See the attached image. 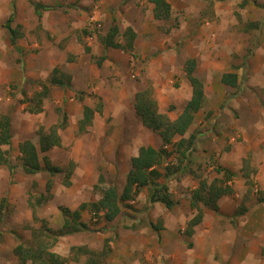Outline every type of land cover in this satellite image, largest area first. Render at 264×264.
Segmentation results:
<instances>
[{"label": "rangeland", "instance_id": "rangeland-1", "mask_svg": "<svg viewBox=\"0 0 264 264\" xmlns=\"http://www.w3.org/2000/svg\"><path fill=\"white\" fill-rule=\"evenodd\" d=\"M73 1L25 0L23 4H18L10 27L20 36L12 42L5 28L12 0H0V117L9 118L11 133L10 146H3L1 149L7 151L9 162L14 166L12 174L7 167H0V205L2 204L4 211L0 223V264H18L14 248L20 243V239L30 241L33 231L39 229L42 222L51 231L59 230L64 221L61 208L73 211L82 203L96 201L100 197V191L97 189L99 177H103L106 184H115L121 193L131 158L137 155L139 148L161 147L160 137L141 124L134 110L135 92L143 88H153L154 90H151L159 112L166 114L170 119L180 114L182 105L186 104L192 92V87L184 76L183 65L185 59L191 57V53L197 51L198 47L200 52H203L200 46L193 47L194 42L186 37L192 29L188 18L197 15V12L189 16L183 15L179 22L154 20L146 22V25L143 24L144 19L150 14H144L142 22L130 19L134 16L131 3L125 8L124 4L114 6L111 3L103 6L108 0H86V5L80 8L76 5L79 0L76 3ZM170 1L174 5L180 4L176 0ZM248 1L250 10L247 12L253 17V13L255 15L258 9L262 16L264 0ZM32 3L49 7L40 11V19L36 16ZM144 4L142 8L137 7L138 10L145 11L147 7ZM257 4L263 5V8ZM103 8L111 14L113 10L122 11L124 22L132 21L139 35L154 29L155 32H152L156 37L152 38L153 41L164 43L166 46L164 54L155 52V61H158L159 56H163L170 76L164 77L159 71H149L148 58L142 51L145 39L136 41L133 50L130 49L132 52L129 53L103 50L98 38L106 35L116 25L108 20L109 16L103 15ZM93 13L98 22L88 26V20ZM259 13L257 11V17ZM81 14L85 15L84 19ZM238 14L231 13L235 19L233 23L236 37L237 32L243 31L246 25L239 21L242 18ZM203 22L197 23L198 26ZM125 23L118 25L120 32L115 38L123 45L125 40L122 32L126 28ZM173 25L177 27L173 28ZM181 34L185 37H181ZM167 39L171 40L166 41ZM169 43L173 45H168ZM205 46L206 49L207 45ZM221 49L228 47L223 46ZM155 50L158 51L156 48ZM220 52L216 53V60ZM207 54L208 52L201 55ZM101 56H105V60L103 65L97 67L96 60ZM204 63L206 62H200L199 65L203 67ZM53 68H58L70 76L71 89L52 87L49 97L43 98L38 105L34 95L41 91L39 86L42 82L49 84ZM196 74L203 84L206 83L203 73L197 71ZM202 89L205 93L204 106L196 114L183 137L192 140V152L189 159L183 162L186 166L185 172L175 173L172 168L173 174L165 180L173 202L172 208L166 209L161 203H151L147 188H141L138 195L127 203V207L123 206L120 215L112 222H105L101 215L95 216L90 209L80 211V221L86 224L87 231L61 236L53 243L51 249L65 260L64 264H85L90 258L100 260L101 264H157V257L163 253L158 249L159 245L156 246L160 240L153 233V226L163 228L164 223L171 226L176 223L174 228L183 235L178 243L179 247L182 250L192 249L188 246H191L189 244H192L191 237H194V234L186 237L185 233L187 224L194 215L190 216L186 211L185 224H182L179 218L183 207L190 203L193 193L200 188L201 181L223 186V183L218 181L222 180V175L216 170L224 166L222 162L227 153V143L233 136V132L229 130L233 129L230 124L235 119L232 114L223 112L224 108L219 110L214 101L215 87H207L204 84ZM99 104L102 106V114H96L87 133L78 135L76 125L82 118V108H97ZM32 106H37L42 111L32 114L28 111ZM58 109L67 116L66 128L60 134L61 147L49 151L45 156L52 165L63 171H66V168L72 169L69 186L64 184L62 172L52 175L42 171L35 175H25L20 167L19 144L29 140L37 145L39 129L48 132L58 123ZM221 132L228 134L220 142L217 136L221 135ZM180 138L177 136L172 140L177 142ZM214 141L217 144L212 148ZM184 148L186 145L182 150ZM41 156L39 155L40 158ZM176 158L175 154L168 157L159 170L164 173L165 166L177 165L180 159ZM157 182L164 183V179L159 178ZM236 185L232 184L235 189ZM235 195L237 197H233L236 202L241 201L242 194ZM261 196L254 191L248 208L252 209L251 211L257 208L258 213L264 214V201H257L259 198L264 200V191ZM200 205L201 211L204 209L207 214L201 216L199 237L204 236L202 229H209L214 220L215 224L221 223L225 231L230 228H224L229 226L228 224L238 231L239 227L234 223L238 221V217L230 220L223 215H216L209 208L210 202L208 206L198 204ZM241 208L245 207H239V210ZM249 209L247 210L250 212ZM193 213L197 214V210ZM261 221L260 233L264 234V217ZM182 228L184 230L180 233ZM254 234L259 233L257 231ZM50 238L52 242V235ZM207 255L210 256L211 252ZM259 255L263 257L264 251Z\"/></svg>", "mask_w": 264, "mask_h": 264}, {"label": "crops", "instance_id": "crops-1", "mask_svg": "<svg viewBox=\"0 0 264 264\" xmlns=\"http://www.w3.org/2000/svg\"><path fill=\"white\" fill-rule=\"evenodd\" d=\"M76 1L77 0H74L73 3H76ZM85 1L86 0H79L77 1L76 5L82 8L86 5ZM176 1H178L177 3L180 4L174 5L170 0H167L168 4L170 5V15L166 22H179V19L182 18L183 15L189 16L194 12H197V15H192L191 18H188L189 22H191L192 29L190 30V34L186 37L194 42L193 47H195V45H198L201 47L204 53L208 52L207 55H201L204 53L200 52V48L198 47L197 51L191 53V57L186 58L183 65L184 76L186 77L184 72L185 63L188 60H193L195 62L193 76L201 84V87L204 88V84L207 87H215L216 89L214 94V101L218 105L219 110L221 111L220 108H224L223 112H226L227 115L232 114L233 116H235V119H233L232 123L230 124L233 126V129H229L233 132V136L230 137V140L227 143V153L225 154L224 162H222L224 166H222V169L219 168V172L216 171L218 174L222 175L221 179H223V177L226 176L224 171L227 170V172L230 173L228 174L229 180H218L220 183H223V186H215V183H212L215 188H224L225 186H228V192L221 195L215 201L216 209H213L211 207L209 208H211L210 210L216 213V215H223L230 220H233L234 217H238V221L236 220V222L234 223L236 224L235 226L239 227L238 231H240H236L237 228L235 229V227L231 226L230 224H228L229 226H224V228L230 227L229 229H227V231H225V229L221 227V223L215 224L216 221L214 220V223L211 222L209 229H202V232H204V236L200 235L202 237H199L198 233L201 231V223L199 222L192 227L193 233L191 234V236L194 234V237L187 236V234L185 233L186 237L193 238V242L191 240L192 244H189L191 246H188L192 249L189 250L188 248H185L182 250L181 247H179L178 243L181 242L183 235H180L179 230L177 232V230L174 228L177 225L176 223H174L173 226L164 223L163 228H160L161 226L156 227V225H154L153 229L155 228V232L153 233L160 240V242L156 246L159 245L158 247L160 248L158 249H161V253H163V255L157 257V264L158 261L159 264H264V255L263 257L259 255L261 251H264V234L260 233L262 230L261 219L263 220L264 214L258 213L257 208L254 209V211H251L252 209L248 208V203L250 202L252 193L255 191L256 193H258V196H261L264 191V13L261 16V11L257 9V11L260 12L259 16L257 17L256 11V16L253 13L252 17V15L247 12V10H250V7H248V0ZM24 2L25 0H12L11 12L9 15L11 16L13 14L14 17V12L17 5L23 4ZM111 3L114 6L124 4L125 8L129 3H131V5L133 6L131 12L134 14V16L130 18L132 19V21L142 22L143 17H145L144 14H150V16H146L143 24H146V22L149 21H154L152 11L153 4L150 2V0H108L104 3L103 6L110 5ZM143 3H145L144 5H146L149 11H147V9H145V11H142L141 9L138 10L137 7L142 8ZM257 5L261 9L263 8V5ZM102 12L104 16H109V19L107 18L109 21H112L116 24L114 26L117 27L119 34L120 30L118 29V25L122 24V22L123 24L125 23L123 16L121 15L122 11H120L119 9H117L116 11L113 10L111 14L110 12L106 11L105 8H103ZM232 12L239 13L238 15H241L242 18V20L239 21H241V23H246L244 27L245 31L243 30L240 33L237 32V37L234 36V32L236 30L233 23L235 19L231 15ZM252 12L253 10H251L250 13ZM35 14L40 19L41 15L39 17L37 13ZM84 16V14H81L82 19H84ZM132 21L130 23H125L126 28L122 32V37L125 40L124 46H126L128 39L126 32L128 29H130L135 34V37L133 38L131 44L132 50L136 41H138L139 39L141 41L145 39V41L142 43V51L144 53V56L148 58V64L150 65L148 68L149 71H159L160 74L164 77L170 76L168 73V71L170 72L169 67H165L163 56H159L157 58L158 61H155V52L164 54L166 49L164 43L160 44L153 41L152 38L156 37V35H154L152 32L154 31V29L144 31L139 35L135 31L132 25ZM199 22H203V24L201 26H198L197 23ZM209 22H211V24ZM176 27V25H173V28ZM171 33H173V31H171ZM243 35L244 37L242 38ZM181 37L185 36L181 34ZM170 40L171 39H167L166 41ZM244 40L246 42H244ZM172 41H174L173 38ZM117 42L123 46L120 41L117 40ZM207 42L209 43L207 44ZM168 45L172 46L173 44L169 43ZM205 45H207L206 49ZM223 46H227L228 49L222 50L221 47ZM155 48L158 51H156ZM105 49L114 51L120 50L122 54L123 52L129 53L130 51L129 49L123 51L122 49L112 47L103 48V50ZM216 50L217 52H220L219 50H221V52L217 54V60ZM218 55L221 56L218 57ZM99 59H102V62H104L105 56H101ZM142 59H144V57H142ZM102 62L100 63V66L103 65ZM200 62L206 63H204L202 67L199 65ZM96 66L98 67L97 63ZM114 68H116V65ZM114 68L112 67V70H114ZM54 70H57L56 74H63L70 80V76L63 73L58 68H53L50 76L55 74L53 73ZM197 71L203 73L204 78H206L207 80L206 83L203 84V82L197 77ZM225 74L235 75V86H230L221 82V77ZM187 81L189 86L192 87L188 79ZM48 87L50 90L52 87L57 86ZM61 89L69 90L71 88L64 87ZM143 89H141V91ZM151 89L154 90L153 88ZM141 91L138 90L137 93ZM38 94L39 92L37 93V95ZM135 95L136 92L134 96ZM47 97H49V95ZM203 97L205 100V93H203ZM204 100L201 108L204 106ZM183 105L185 106L186 104ZM183 105L181 107L182 110L184 107ZM201 108L197 111V113L201 110ZM197 113H195L194 119ZM96 114H102V109L101 112H95L94 117H96ZM176 118L177 116L174 119L170 120H175ZM77 128L78 123L76 125V131ZM89 128L90 127L87 128V132L89 131ZM63 130H58L60 139V134ZM227 134L228 132H221V135L217 136V138H220L221 142L223 140V137ZM184 135L182 137H184ZM204 144L206 145V143ZM216 144L217 142L214 141L212 143V148ZM60 147H53L49 151L56 148L58 149ZM164 148L168 151L171 150L170 145H167ZM205 148L209 149L208 146H205ZM69 181L71 180L69 179ZM233 183L237 184L236 189L232 186ZM210 185L211 184L207 183V186ZM235 193L242 194L241 201L236 202L233 197L236 196ZM257 201L259 203H262L264 200L259 198V200ZM237 204L239 207L245 208H241V210H239V207L237 208ZM153 206L155 207V209L157 208L154 204ZM197 208H199L200 210L202 209L201 205L198 207H192L191 201L189 204L183 207L181 217L179 218L180 220H182V224H185L186 221V211L190 216H196L197 214H194L193 212H195ZM247 209H249L250 212ZM201 214L206 215V210L203 209L201 211ZM212 215L214 217H218L215 216V214ZM183 230L184 228L180 230V233ZM257 231L259 234H254ZM209 251L211 252L210 256L207 255Z\"/></svg>", "mask_w": 264, "mask_h": 264}, {"label": "trees", "instance_id": "trees-1", "mask_svg": "<svg viewBox=\"0 0 264 264\" xmlns=\"http://www.w3.org/2000/svg\"><path fill=\"white\" fill-rule=\"evenodd\" d=\"M153 4V19L155 21H164L168 19L170 15V5L167 0H150ZM35 13L40 17V11L47 10L49 7L44 6L41 3H32ZM13 20V14L9 16L6 21L5 28L10 34L11 41H15L20 36L14 29L10 27V23ZM118 34L117 27H112L106 35L100 36L99 43L103 48H118L126 51L131 49V44L135 34L128 29L127 44L122 46L115 39ZM131 51V50H130ZM102 59L96 60L98 66ZM195 69V62L188 60L185 63L184 72L192 86V93L190 100L183 107L182 112L177 116L175 120L163 113L159 112L157 102L153 97V91L149 88L144 91L136 93L134 97V110L139 117L141 124L156 133L161 140V147L158 149L151 146L140 147L135 157L131 158L130 168L126 174L125 183L121 190L118 192L115 184H106L103 177H99L100 197L96 201L90 203H82L73 211L66 208H61L63 211L64 221L62 226L57 231H51L42 222L41 227L36 231H33L31 239L22 240L14 248L13 252L17 258L18 264H64V259L51 251L53 243L64 235H70L87 231L85 223L80 221L81 213L86 209L92 210L97 216L101 215L105 222H112L117 216L120 215L123 206L127 207V203L138 195L141 188H147L149 200L151 203H161L166 209H170L173 206L172 199L168 193V187L165 184V180L173 174L172 168L175 173L180 174L185 172V163L189 159L192 149L191 139H184L182 136L185 134L189 126L192 124L194 115L201 108L204 97L203 89L198 80L193 76ZM57 70L53 73L56 74ZM53 74L49 80V84L41 83V91L34 97L37 99V104L40 105L43 98L49 95L48 86H57L60 88H71L70 80L65 75L55 76ZM221 82L230 86H235L236 77L233 74H225L221 77ZM81 98H79V101ZM102 106L99 104L97 108L84 106L82 111V118L78 121L77 133H86L87 128L91 127L95 112H101ZM32 114L40 113L41 108L35 106L30 107L28 110ZM58 111L59 120L58 123L53 125L48 132H44L42 128L37 132L38 140L37 145L29 140H25L18 146V152L20 153V167L25 175H35L40 172H47L55 175L57 173H64L65 185L69 186V177L72 174V169L66 168V171L52 165L45 154L53 147H60L61 139L58 134V130H63L67 125V116L65 113ZM61 116V117H60ZM182 137L177 142H173L174 137ZM10 120L6 116L0 117V167L5 166L12 174L14 166L11 165L7 157V151L1 149L3 146H10ZM170 145L171 150H167L164 147ZM186 145V148L182 150V147ZM164 146V147H163ZM182 150V151H181ZM175 154L176 159H180L179 163L173 167L165 166L164 173L159 170V167L163 165V162L170 156ZM39 155H42L41 158ZM182 159V160H181ZM217 172L220 171L218 168ZM226 176L223 177V181L229 180V172L224 171ZM230 176V175H229ZM159 178L164 179V183H158ZM228 192V186L224 188H215L212 184L207 186L206 182H200V188L196 190L191 197V206L198 207L199 203L203 206H208L211 203V208L216 209L215 201L223 194ZM207 195V196H206ZM209 206V207H210ZM0 205V223L2 222L3 208ZM198 213L187 224L186 234L191 236L193 233L192 227L202 221L201 210L197 208ZM155 229V228H154ZM157 230V229H156ZM1 235V233H0ZM52 235V242H50ZM105 255V254H104ZM100 261V260H99ZM95 258H90L85 264H101Z\"/></svg>", "mask_w": 264, "mask_h": 264}, {"label": "built area", "instance_id": "built-area-1", "mask_svg": "<svg viewBox=\"0 0 264 264\" xmlns=\"http://www.w3.org/2000/svg\"><path fill=\"white\" fill-rule=\"evenodd\" d=\"M95 21H96V20H95L94 16H91V17L89 18V22H88V24H89V25H90V24H93Z\"/></svg>", "mask_w": 264, "mask_h": 264}, {"label": "clouds", "instance_id": "clouds-1", "mask_svg": "<svg viewBox=\"0 0 264 264\" xmlns=\"http://www.w3.org/2000/svg\"><path fill=\"white\" fill-rule=\"evenodd\" d=\"M91 16H94V18H95V20H96V21H95L93 24H91V25H95V24L98 22V20H97L96 17H95V13H93ZM91 16H90V17H91ZM88 22H89V20H88ZM88 26H89V24H88ZM88 26H87V27H88ZM89 34H90V33H88V35H89Z\"/></svg>", "mask_w": 264, "mask_h": 264}]
</instances>
